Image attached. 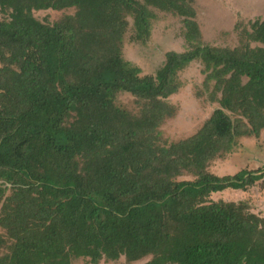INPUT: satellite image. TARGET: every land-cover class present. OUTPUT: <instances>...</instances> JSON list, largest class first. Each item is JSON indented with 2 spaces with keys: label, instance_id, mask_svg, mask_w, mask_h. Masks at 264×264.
<instances>
[{
  "label": "trees",
  "instance_id": "16d2710c",
  "mask_svg": "<svg viewBox=\"0 0 264 264\" xmlns=\"http://www.w3.org/2000/svg\"><path fill=\"white\" fill-rule=\"evenodd\" d=\"M188 1L0 0V264H264V217L211 200L264 181V165L207 170L264 131V19L236 48L212 47ZM69 9L53 24L34 17ZM155 9L184 19L189 48L141 76L123 37L131 27L133 41L147 39ZM193 62L219 108L194 135L162 143L165 101Z\"/></svg>",
  "mask_w": 264,
  "mask_h": 264
},
{
  "label": "rangeland",
  "instance_id": "374dc122",
  "mask_svg": "<svg viewBox=\"0 0 264 264\" xmlns=\"http://www.w3.org/2000/svg\"><path fill=\"white\" fill-rule=\"evenodd\" d=\"M195 11L194 21L197 23L201 40L204 44L217 48L233 49L239 45L240 33L248 30L256 19H264V0H189ZM74 9L63 11L35 12L34 17L50 24L64 16L73 15ZM155 19L151 22V32L147 39L133 41V32L128 28L123 37V59L137 66L141 76L154 75L162 67L168 52H184L189 48L186 43L184 19L170 13L154 10ZM5 19L0 12V20ZM131 21V20H130ZM200 62L191 63L178 74L181 88L177 94L166 99V103L174 109L173 116L165 119L159 130L161 142L171 144L194 135L205 123L213 111L219 108L218 102H211L212 85H204L205 75ZM217 100L220 94L217 95ZM119 107L137 115L139 105L129 95H121L117 99ZM264 165V131L258 137H241L236 139V146L229 154L213 160L208 172L218 176H230L239 171L255 172ZM187 174L178 181H192ZM8 193L10 189L8 187ZM211 200L244 203L252 213L264 217V181H259L246 191L227 190L213 194ZM0 233L2 231L0 230ZM149 258L139 262L128 263L123 257L115 262L99 264H144ZM72 264H88L80 259Z\"/></svg>",
  "mask_w": 264,
  "mask_h": 264
}]
</instances>
